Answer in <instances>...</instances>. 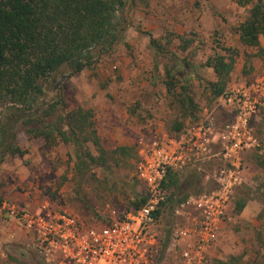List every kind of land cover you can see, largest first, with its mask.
<instances>
[{"label": "rangeland", "instance_id": "1", "mask_svg": "<svg viewBox=\"0 0 264 264\" xmlns=\"http://www.w3.org/2000/svg\"><path fill=\"white\" fill-rule=\"evenodd\" d=\"M250 8L240 7L236 0H125L118 13L126 27L124 38L107 53H98L89 69L73 75L61 69L54 82L43 84L45 94L40 100L58 103L46 123L77 109L92 111L102 153L91 144L86 148L94 157L102 156L103 167L80 171L78 158L87 149L58 140L29 139L18 126L17 144L25 154L7 156L0 163V209L3 203L29 209L48 205L87 224L106 223L112 212L119 216L130 211L135 194L142 189L135 176L142 148L155 138L186 134L209 117L217 126L230 118L229 109L210 95L209 83L216 82V76L205 66L207 60L216 54L233 57L225 92L263 75V40L261 48H245L237 34ZM150 37L161 46L159 57L149 44ZM166 71L174 78L176 93L184 86L195 101V120L181 117L179 105L165 87ZM177 120L184 127L174 134L170 130ZM254 128L259 148L245 158L244 182L229 199L208 264H264V173L256 167L264 152V112ZM119 148L125 149L123 154ZM217 165L215 159L206 158L178 169L181 183L192 175L191 185L183 184L187 189L182 193L192 198L213 191ZM244 195L248 201L237 213L235 203ZM180 197L176 194L159 214L154 227L158 246L149 264H178L172 239L181 222L176 214L181 210ZM0 264H48L7 210L0 211Z\"/></svg>", "mask_w": 264, "mask_h": 264}, {"label": "trees", "instance_id": "2", "mask_svg": "<svg viewBox=\"0 0 264 264\" xmlns=\"http://www.w3.org/2000/svg\"><path fill=\"white\" fill-rule=\"evenodd\" d=\"M236 4L251 6L247 18L237 27L240 44L245 48H261L264 0H236ZM124 7L125 0H0V163L7 156L25 154L17 144L18 126L29 139L43 138L49 143L58 140L65 145L74 144L78 150H86L91 144L102 153L91 110L77 109L46 123L56 113L58 103L46 104L40 100L45 94L43 84L54 82L61 69L68 70L70 75L89 69L98 53H107L124 38L126 27L118 18ZM149 44L159 57L158 42L150 37ZM205 66L216 76V82L209 83V91L212 100H217L225 92L234 59L216 54ZM165 87L179 105L181 117L195 120L198 111L195 101L184 86L176 93L169 71H166ZM58 102L62 104L61 99ZM183 127V122L177 120L170 131L177 134ZM124 150L117 151L123 154ZM260 155L256 167L264 173V152ZM78 159L80 171L104 165L102 156L94 157L88 149ZM191 179L192 175L186 176L181 183L178 172L169 171L163 183L169 192L167 203L176 194L181 196L179 205L185 202L188 195L182 192L191 185ZM247 201V195L240 197L235 211L241 213ZM144 203L145 198L136 193L132 209Z\"/></svg>", "mask_w": 264, "mask_h": 264}, {"label": "built area", "instance_id": "3", "mask_svg": "<svg viewBox=\"0 0 264 264\" xmlns=\"http://www.w3.org/2000/svg\"><path fill=\"white\" fill-rule=\"evenodd\" d=\"M218 104L230 118L218 126L212 117L191 126L178 137L155 138L138 153L136 180L145 203L106 223L87 224L66 211L50 208L7 207L8 216L29 234L37 253L48 264H149L158 241L154 227L167 205L163 188L169 171L194 160L215 159L213 191L183 202L181 222L172 239L178 264H208L224 226L228 202L242 186L246 156L259 148L254 122L264 112V73L239 88L224 92ZM214 149L216 150L215 152Z\"/></svg>", "mask_w": 264, "mask_h": 264}, {"label": "crops", "instance_id": "4", "mask_svg": "<svg viewBox=\"0 0 264 264\" xmlns=\"http://www.w3.org/2000/svg\"><path fill=\"white\" fill-rule=\"evenodd\" d=\"M215 246H216V245H215ZM215 246H214V247H215ZM214 247H212V248L209 250V253H208V259H210V254L213 252L212 249H213Z\"/></svg>", "mask_w": 264, "mask_h": 264}]
</instances>
